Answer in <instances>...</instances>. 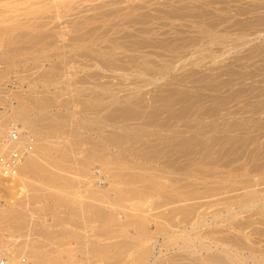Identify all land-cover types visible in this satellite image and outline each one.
Masks as SVG:
<instances>
[{
  "label": "rangeland",
  "instance_id": "rangeland-1",
  "mask_svg": "<svg viewBox=\"0 0 264 264\" xmlns=\"http://www.w3.org/2000/svg\"><path fill=\"white\" fill-rule=\"evenodd\" d=\"M17 2H0V128L18 123L34 149L0 186V250L27 264H252L264 0Z\"/></svg>",
  "mask_w": 264,
  "mask_h": 264
},
{
  "label": "built area",
  "instance_id": "built-area-1",
  "mask_svg": "<svg viewBox=\"0 0 264 264\" xmlns=\"http://www.w3.org/2000/svg\"><path fill=\"white\" fill-rule=\"evenodd\" d=\"M34 148V137L16 122L0 128V186L17 178ZM27 264L26 260H22ZM0 264H15L0 250Z\"/></svg>",
  "mask_w": 264,
  "mask_h": 264
},
{
  "label": "bare ground",
  "instance_id": "bare-ground-1",
  "mask_svg": "<svg viewBox=\"0 0 264 264\" xmlns=\"http://www.w3.org/2000/svg\"><path fill=\"white\" fill-rule=\"evenodd\" d=\"M1 1H3V0H1ZM0 1V2H1ZM7 1V0H6ZM9 1H11V0H9ZM17 1V0H16ZM22 1V0H21ZM25 1V0H24ZM19 2H20V0H19ZM19 2H17V5L19 4ZM4 3V5H5V2H3ZM13 3H15L16 4V2L14 1ZM12 3V4H13ZM1 4V3H0ZM7 4V3H6ZM11 4V2L8 4V5H10ZM3 6V5H2ZM4 7V6H3ZM6 7H7V5H6ZM59 7H61V5L59 6ZM10 8V7H9ZM8 8V9H9ZM17 8V7H16ZM31 7H29V9H30ZM49 8V4L47 3V2H45L42 6H40V7H38V8H36V9H34V10H32V12H36V11H45L46 9H48ZM2 9V8H1ZM0 9V10H1ZM4 10H5V8H3ZM2 9V10H3ZM7 9V8H6ZM19 9V8H18ZM18 9H16V12H17V10ZM21 9V8H20ZM12 10V9H11ZM14 10H15V8H14ZM25 10V9H24ZM6 12H7V10H5ZM10 11H8L7 13H9ZM18 13V12H17ZM16 13H14V15H15ZM1 15V14H0ZM5 16V14H2L1 16H2V18H4V16ZM13 15V16H14ZM17 15H19V14H17ZM1 16H0V18H1ZM1 20V19H0ZM17 21V20H16ZM20 22V21H19ZM13 23V22H12ZM15 23H17V22H15ZM21 23V22H20ZM19 24V23H18ZM18 24H16L17 26H19ZM3 26V25H2ZM7 26V25H6ZM5 26V27H6ZM4 27V28H5ZM9 27V26H8ZM15 28V27H14ZM13 28V29H14ZM1 29V28H0ZM12 29V28H11ZM5 30V29H4ZM6 30H7V28H6ZM1 31V30H0ZM11 122H14V121H10L9 123H11ZM34 149V148H33ZM96 182H98V181H96ZM98 186H100V185H98ZM120 232V231H119ZM121 233V232H120ZM142 237V236H141ZM184 238V237H183ZM183 240V239H182ZM184 240L185 241H187V242H189V243H187V244H185L184 246H181L180 248H187L186 250H192L193 248H195L192 244H190V243H192V239L191 238H187L186 236H185V238H184ZM188 247H193L192 249H188ZM249 248V247H248ZM250 250H251V248H249ZM194 250V249H193ZM192 250V251H193ZM206 250H208V248H206ZM249 252V251H248ZM251 253V257L253 258V260H254V262L252 263V264H264V250L262 251H255V249H254V251H250ZM10 255L11 254H9V256H7L13 263H15V264H23V263H21V260H22V258L24 259V257H20L21 259H19V258H14L13 256L10 258ZM228 255V258L230 257V260H232V261H234V262H237V260H235L234 258H233V254H231V253H229V252H226V256ZM234 255H236V256H238V254H234ZM240 256H241V254H240ZM215 256L214 255H206V258H209V259H211V258H214ZM243 256H241V257H239V259H240V261L242 260V261H244L245 260V257L244 258H242ZM17 259H19V260H17ZM244 259V260H243ZM229 260V259H228ZM233 263V262H232ZM231 263V261H230V263L229 264H232ZM244 264H245V262H243ZM233 264H235V263H233ZM238 264V263H237Z\"/></svg>",
  "mask_w": 264,
  "mask_h": 264
}]
</instances>
